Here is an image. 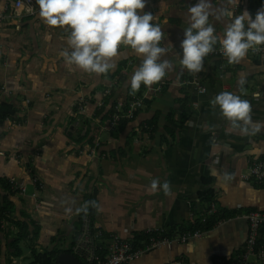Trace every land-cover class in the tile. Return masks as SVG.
I'll return each instance as SVG.
<instances>
[{"label": "crops", "instance_id": "0c3cea01", "mask_svg": "<svg viewBox=\"0 0 264 264\" xmlns=\"http://www.w3.org/2000/svg\"><path fill=\"white\" fill-rule=\"evenodd\" d=\"M196 2L146 0L141 12L158 15L153 23L161 26L160 46L168 49L161 60L173 67L152 85H160L159 91L148 93L117 130L119 121L112 124L99 109L131 95L130 78L142 57L121 46L115 69L106 74L68 67L60 56L68 48L67 26L46 24L36 0L31 11L0 0L6 15L0 20V103L16 110L0 121V264L16 262L9 243L19 230L29 246L28 256H16L24 259L21 264H30L32 248L69 250L87 197L95 224L134 245L149 229L178 234L212 202L231 215L199 237L172 239L127 264H224L245 243L243 213L264 211V181L244 175L251 161L264 158V128L249 134L233 129L213 100L220 92L234 93L250 102L252 120L264 123V54L250 49L237 64L223 55L206 59L201 92L179 63L188 9ZM210 2L209 21L221 36L231 22L222 12L248 10L254 16L264 0ZM9 179L23 182L25 191L12 190ZM153 180L159 181L155 188ZM205 191L211 192L209 201L200 195Z\"/></svg>", "mask_w": 264, "mask_h": 264}, {"label": "clouds", "instance_id": "9594fccd", "mask_svg": "<svg viewBox=\"0 0 264 264\" xmlns=\"http://www.w3.org/2000/svg\"><path fill=\"white\" fill-rule=\"evenodd\" d=\"M39 15L50 26H67L68 48L60 52L66 66L97 75L115 69L113 58L121 46H126L142 57L141 63L130 78V94L135 95L143 84L151 87L166 75L173 65L161 60L167 52L160 46L165 39L158 15L144 11L146 0H36ZM239 5V0H230ZM210 0H197L188 9L190 24L184 29L180 43V65L192 73L204 69V58L219 44L222 55L229 64H237L246 57L250 49L264 45V3L253 14L243 10L239 15L225 10L222 16L231 19L226 23L223 35L217 36L209 21ZM167 24V20L164 21ZM238 84L243 88L245 80ZM259 98L260 93H255ZM220 114L231 122L233 129L243 134L259 131L264 123L252 120L251 104L247 99L223 91L213 100ZM159 181L153 180L155 188ZM163 190L168 192L169 184L164 182ZM94 203V202H93ZM71 211V209H68ZM78 211L87 213V206Z\"/></svg>", "mask_w": 264, "mask_h": 264}, {"label": "built area", "instance_id": "2783aa9c", "mask_svg": "<svg viewBox=\"0 0 264 264\" xmlns=\"http://www.w3.org/2000/svg\"><path fill=\"white\" fill-rule=\"evenodd\" d=\"M33 2L35 0H15V5L17 7L25 5L26 9L28 8L27 10L31 11L35 9V6L32 5ZM5 18L6 15L0 13V20ZM254 50L264 54V45L258 46ZM216 56H222L219 44L214 46V51L204 58V62L206 59ZM199 75L200 72L193 73L191 80H188V82L197 86L201 92H205L206 88L201 83ZM111 86H107L105 94H110ZM159 89L160 85L156 87H145L142 95L132 96L129 102H117L114 106L116 112L112 117L113 120L111 123L114 124L120 117H132L142 107L144 98L149 96L148 93L159 91ZM3 91L4 88L0 86V93ZM98 106H103V102H99ZM79 109H82V106ZM10 118V116L6 117V119ZM244 175L245 178H252L256 182H263L264 158L251 161L248 166V171ZM8 181L12 190L25 191V184L23 182H18L14 179H9ZM32 181L37 183L38 180L37 178H33ZM222 212L212 202L200 209L196 215L200 218V222H204L208 216L221 214ZM243 214L242 216L246 218L248 225L245 243L237 248L232 257L223 262L224 264H258L264 262V234L261 232L264 229V211H246ZM221 221L223 220L218 221L216 224ZM202 233L199 229L193 231L188 230L180 235L168 237L162 228L149 229L146 232V237L138 245H134L131 241L123 239L116 234L106 235L95 224L92 215L85 213L81 218L79 230L70 244L69 250L81 264L83 262L84 264H127L129 261L142 256L145 252L159 247L172 239L187 242L192 238L201 236Z\"/></svg>", "mask_w": 264, "mask_h": 264}, {"label": "trees", "instance_id": "16d2710c", "mask_svg": "<svg viewBox=\"0 0 264 264\" xmlns=\"http://www.w3.org/2000/svg\"><path fill=\"white\" fill-rule=\"evenodd\" d=\"M124 99H125L124 102L127 103L132 99V96L131 95L127 97L125 96ZM115 104L116 103L111 102L109 104V107L105 106V107L100 108L98 114L103 113L106 117L111 119L114 113L116 112L114 109ZM15 114H16L15 108L11 104H9L7 101H3L0 103V121H3L6 117H9V116L12 117ZM118 121H119L118 122L119 124H118L117 130H120L125 124L128 123V120L124 119V117H120ZM210 193L211 192L209 191H205L204 193L200 195L201 197L203 196L204 198L207 199V201H209V199L211 198ZM87 199H88L87 200V203H88L87 213L92 215L93 214L92 200H90L88 197ZM83 214H85V212L81 211L80 221H81ZM230 216H231L230 214H226V212H222L221 214H212L208 216L204 222H200V218L196 215V218L193 220V223L192 224L190 223L187 228L180 229L178 234H176L173 231H170V232L165 231V235H167L168 237H172V236L180 235L183 232H186L188 230L193 231L197 229L201 230L202 232L203 231L205 232L209 230L211 227H213L218 221L228 219ZM261 232L262 234H264V229ZM24 237L25 236L21 233V230H19V232L13 237V240H11V242L9 243L10 247L14 249L13 252H14V255L16 256H19L21 254V250L18 244L20 243L21 240L24 239ZM30 251H31L30 264H61L58 260L59 254H61L62 252H70V250H65V249L64 250L51 249V250L37 251L34 248H32Z\"/></svg>", "mask_w": 264, "mask_h": 264}, {"label": "water", "instance_id": "95a60500", "mask_svg": "<svg viewBox=\"0 0 264 264\" xmlns=\"http://www.w3.org/2000/svg\"><path fill=\"white\" fill-rule=\"evenodd\" d=\"M58 260L61 264H81V262L69 252L59 254Z\"/></svg>", "mask_w": 264, "mask_h": 264}, {"label": "rangeland", "instance_id": "374dc122", "mask_svg": "<svg viewBox=\"0 0 264 264\" xmlns=\"http://www.w3.org/2000/svg\"><path fill=\"white\" fill-rule=\"evenodd\" d=\"M18 246H19L20 250L23 252V256L24 257H25V255L28 256L29 246L27 244V240H25V239L21 240L20 243L18 244ZM14 257L16 260V262L14 264H21L22 261H20V260H24L23 258H20V257H16V256H14Z\"/></svg>", "mask_w": 264, "mask_h": 264}]
</instances>
